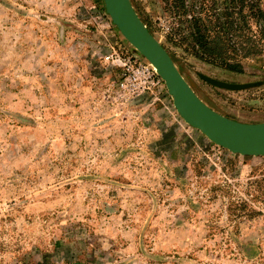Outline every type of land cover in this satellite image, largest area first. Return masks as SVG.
Segmentation results:
<instances>
[{"label": "rangeland", "instance_id": "1", "mask_svg": "<svg viewBox=\"0 0 264 264\" xmlns=\"http://www.w3.org/2000/svg\"><path fill=\"white\" fill-rule=\"evenodd\" d=\"M131 2L203 101L264 120V42L232 71L192 53L194 7ZM106 14L0 0V264H264V155L212 143L165 84L146 89V59Z\"/></svg>", "mask_w": 264, "mask_h": 264}, {"label": "water", "instance_id": "2", "mask_svg": "<svg viewBox=\"0 0 264 264\" xmlns=\"http://www.w3.org/2000/svg\"><path fill=\"white\" fill-rule=\"evenodd\" d=\"M104 8L116 29L164 80L168 94L180 117L198 129L212 143L243 156L264 155V121L245 122L228 117L209 106L193 89L163 44L151 33L136 12L131 0H103ZM219 88L241 90L253 82H229L197 72ZM69 264H88L81 261Z\"/></svg>", "mask_w": 264, "mask_h": 264}, {"label": "trees", "instance_id": "3", "mask_svg": "<svg viewBox=\"0 0 264 264\" xmlns=\"http://www.w3.org/2000/svg\"><path fill=\"white\" fill-rule=\"evenodd\" d=\"M185 2L178 0L183 12L195 8L186 20L187 37L196 57L218 60L225 68L240 72L239 63L232 60L259 53L264 42V0H195L189 6ZM260 20L263 27H259L258 34L253 33L251 23L258 24Z\"/></svg>", "mask_w": 264, "mask_h": 264}, {"label": "built area", "instance_id": "4", "mask_svg": "<svg viewBox=\"0 0 264 264\" xmlns=\"http://www.w3.org/2000/svg\"><path fill=\"white\" fill-rule=\"evenodd\" d=\"M141 73L144 77V87L146 89H161L164 87V80L161 76L156 72L154 66H152L149 62H144L139 65Z\"/></svg>", "mask_w": 264, "mask_h": 264}, {"label": "crops", "instance_id": "5", "mask_svg": "<svg viewBox=\"0 0 264 264\" xmlns=\"http://www.w3.org/2000/svg\"><path fill=\"white\" fill-rule=\"evenodd\" d=\"M259 121H264V120H252V121H247V122H259Z\"/></svg>", "mask_w": 264, "mask_h": 264}, {"label": "flooded vegetation", "instance_id": "6", "mask_svg": "<svg viewBox=\"0 0 264 264\" xmlns=\"http://www.w3.org/2000/svg\"><path fill=\"white\" fill-rule=\"evenodd\" d=\"M231 117V116H230Z\"/></svg>", "mask_w": 264, "mask_h": 264}]
</instances>
